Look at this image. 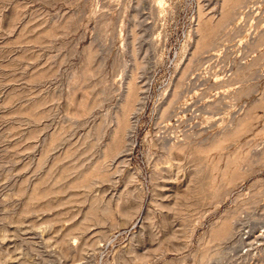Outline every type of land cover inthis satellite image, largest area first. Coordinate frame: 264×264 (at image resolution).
<instances>
[{"label": "rangeland", "instance_id": "rangeland-1", "mask_svg": "<svg viewBox=\"0 0 264 264\" xmlns=\"http://www.w3.org/2000/svg\"><path fill=\"white\" fill-rule=\"evenodd\" d=\"M0 264H264V0H0Z\"/></svg>", "mask_w": 264, "mask_h": 264}]
</instances>
